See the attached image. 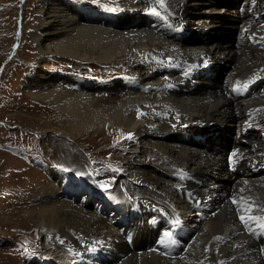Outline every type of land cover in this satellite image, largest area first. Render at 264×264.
Segmentation results:
<instances>
[{"label":"bare ground","instance_id":"6f19581e","mask_svg":"<svg viewBox=\"0 0 264 264\" xmlns=\"http://www.w3.org/2000/svg\"><path fill=\"white\" fill-rule=\"evenodd\" d=\"M208 1L216 0H164L163 8L159 0H41L46 11L36 16L32 33L39 60L62 63L68 56L73 61L54 85L50 80L26 81L37 88L30 86L22 103L35 100L34 110L16 114L21 122L56 130L57 135H47V143L63 157L62 164L47 169L56 183L43 185L35 179L22 188L37 189L35 199L50 202L40 211L46 251L54 244L59 254L74 260L69 264H264V131H255L257 126L264 129V17L255 16L264 0H243L229 12L234 17L228 23L218 15L229 10ZM56 20L60 22L52 32L49 24ZM218 23L237 31L234 42H191L184 35L214 33ZM52 33L55 40L49 44ZM9 45L6 41L3 51ZM76 62L81 69H75ZM88 62L101 65L100 78L76 73L86 71ZM222 63L229 69L213 86L206 74ZM45 64L40 70L46 74ZM248 81L247 87H263L238 100L233 93ZM66 125L68 133L58 130ZM230 126H237L233 146L213 149L211 128ZM195 134L203 137L193 138ZM245 139L249 142L244 145ZM81 144L99 155L114 152L116 167L132 181L159 190L160 197L150 188L137 193L148 191L152 206L161 208L165 218L141 204L127 234H116L102 216L76 205L68 194L53 198L50 190L57 186L70 192L83 185L87 162ZM144 148L159 167L137 165ZM6 153L0 157V194L3 185L17 186L27 175L15 163L6 165L14 161ZM241 157L244 162L232 172ZM95 158L88 159L91 165L107 162L104 156ZM179 212L183 217H175ZM17 213L9 211L8 221L20 219L25 225ZM194 213L195 221L189 217ZM70 217L76 219L72 225L65 221Z\"/></svg>","mask_w":264,"mask_h":264},{"label":"rangeland","instance_id":"374dc122","mask_svg":"<svg viewBox=\"0 0 264 264\" xmlns=\"http://www.w3.org/2000/svg\"><path fill=\"white\" fill-rule=\"evenodd\" d=\"M242 3L243 0H216L211 3L208 1L209 6L218 8V10L223 8L229 10L228 13L223 11V14L221 13L218 15V19L223 22L226 21L225 23L233 20L234 14L229 12L238 10ZM45 11L41 0H0V157L3 156L5 152H8V154L11 153L12 155H10L14 158V161L11 160L9 163L6 162V165L15 163V165L17 164L15 166L17 169L21 168V170L27 173V175L25 174V176L21 178L17 186L14 184L15 186L13 185L9 188L3 185L1 190L0 264H46L47 262H54V264L74 263V260L70 257L59 254L60 249L56 248L52 241H50V244H53L52 248H47L48 251H46L44 247L46 241L39 229V224L42 221V214L40 211L43 210L44 207L49 206V200H46L47 202L44 204L40 202L39 198L35 199L37 189H30L28 191L22 190L27 183L35 179L37 183L43 185L48 182L52 184L56 183L47 169L51 166L62 164L61 161L63 158L59 152L56 151L57 149H55L52 143H47V135H57L55 132L56 130L47 132L48 129H44L42 126L37 125L35 121V123L21 122L16 117V114L20 112L22 116L27 114L26 109L28 112L34 110L35 100L22 103L23 98L29 96L27 89L30 88V86L33 89L37 88L35 84L29 86L26 84V81H34L36 83L38 80H50L54 85L56 83L55 81L62 78L65 74L64 72L70 71L71 63L73 62L68 56L64 58L62 63H58L52 58L39 60V53L35 48V41L32 33L36 28V16ZM59 22V20H56L49 24L52 32L56 31ZM65 26H69V24ZM184 35L191 42H213L218 39L234 42L236 40L237 31L233 28H227L226 24L221 26L220 23H218L214 33L198 35L196 31H192ZM48 38L49 40L47 43L52 44L55 40L54 33L50 34ZM6 41H10V45L3 51ZM43 62L46 63L44 70L46 74L43 70H40L44 64ZM75 65V69H81L82 67L81 63L76 62ZM86 67V71H76V73L82 77L100 78L99 76L101 75L99 73L101 72V65L99 63L88 62ZM228 69V63H222L216 70L207 73L206 76L211 80L213 86H218V84L222 82ZM33 73L34 75L32 76ZM42 75H46L47 78H42ZM118 129L117 127L115 134L119 133ZM236 129L237 126H230L226 129L212 127L209 131L211 134L209 139L215 144L212 148L214 149L216 146L220 148L233 146ZM58 130H65L68 133L70 128L66 125L58 128ZM60 135L62 139L66 138L65 134ZM131 139L132 138H129V140H121L115 152L123 150V147L128 141H131ZM111 145H113V143H111ZM79 146L87 162V166L82 170L83 185H80L79 188L70 192L57 186L56 190H50V194H52L53 198L65 197L68 194L67 198L76 205H81L88 210V212L90 211L89 213H97L102 216L107 223L109 222L108 225L110 229L116 234H127L133 221L138 217L136 206L141 204H148L156 211L159 218H165V212H163L161 208H158L157 205L154 207L152 206L151 200H153V197H149L148 191L145 195H142L140 192L137 193L138 189L144 190L150 188L153 195L160 197L161 192L144 183H135L123 170H119L116 167L118 159L113 155L114 152L99 155L96 149L91 148L88 144H81ZM144 149V151L142 150L140 153L142 156L139 157V160L145 163L139 162L137 165L147 168V170H149L150 167H159V164L149 157L148 149ZM8 154L6 153V155ZM128 155H130V153H128ZM103 156L106 159L104 161H107L106 164L98 162L97 164L91 165L88 160L90 157H96L94 159L95 161L98 159L101 161ZM18 164L21 166H18ZM164 164L165 163H162L161 165ZM15 167L14 169H16ZM135 187H137V189ZM31 198H33L32 201ZM14 200H16L15 203ZM166 206H168V208L172 207L170 203L166 204ZM9 211H16L18 215L21 214L24 217L26 226L23 225V220L20 222V219L12 218L11 221H8L11 214H9ZM179 216L183 217L180 212L175 215V217ZM189 217L190 219L193 218L194 221L198 219V215L195 213L192 215L189 214ZM14 219L16 221L18 220L20 223L17 224ZM7 221L10 222V224ZM65 221L72 225L75 223L76 219L70 217L65 219ZM19 226L21 227L18 229ZM22 226H25L26 229H22ZM48 227L53 231V226ZM106 261H109L108 258L105 259V262ZM228 264L235 263L231 262Z\"/></svg>","mask_w":264,"mask_h":264},{"label":"snow or ice","instance_id":"6c2138e0","mask_svg":"<svg viewBox=\"0 0 264 264\" xmlns=\"http://www.w3.org/2000/svg\"><path fill=\"white\" fill-rule=\"evenodd\" d=\"M159 5H160L161 8L165 7L164 0H159ZM153 11L155 12V9H153ZM250 82L251 81L246 82L243 85V87L246 88L247 87V84L250 83ZM238 84H239V82H238ZM246 211H251V209H246ZM248 219H255V217L249 216ZM241 220L244 221L245 220V217L244 216H241ZM164 236L166 237L167 240H171V233L170 232H166L164 234Z\"/></svg>","mask_w":264,"mask_h":264},{"label":"water","instance_id":"95a60500","mask_svg":"<svg viewBox=\"0 0 264 264\" xmlns=\"http://www.w3.org/2000/svg\"><path fill=\"white\" fill-rule=\"evenodd\" d=\"M240 4V3H239Z\"/></svg>","mask_w":264,"mask_h":264}]
</instances>
